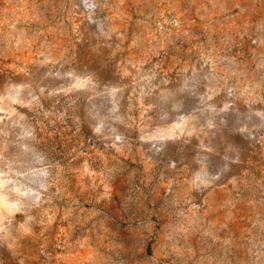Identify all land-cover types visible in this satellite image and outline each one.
I'll list each match as a JSON object with an SVG mask.
<instances>
[{
  "label": "rangeland",
  "instance_id": "obj_1",
  "mask_svg": "<svg viewBox=\"0 0 264 264\" xmlns=\"http://www.w3.org/2000/svg\"><path fill=\"white\" fill-rule=\"evenodd\" d=\"M0 264H264V0H0Z\"/></svg>",
  "mask_w": 264,
  "mask_h": 264
}]
</instances>
